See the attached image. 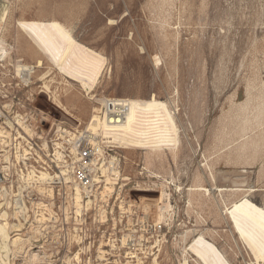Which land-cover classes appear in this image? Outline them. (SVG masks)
<instances>
[{"label":"rangeland","instance_id":"1","mask_svg":"<svg viewBox=\"0 0 264 264\" xmlns=\"http://www.w3.org/2000/svg\"><path fill=\"white\" fill-rule=\"evenodd\" d=\"M4 11L8 16L1 45L8 56L0 58V125L10 137L8 144L0 145L9 150L12 164L2 163L5 152H0V171L6 177L0 182V204L10 224L11 242L0 238V264H138L135 258L129 259L124 237L142 220L164 228L160 238L143 231L139 264H153L154 259L158 264H182L185 243L181 235L187 229L201 232L231 264H252L250 249L224 213L225 203L238 199L241 191L212 190L204 196L190 187L198 182L210 189L248 190L251 202L264 205V0H0V14ZM17 19H56L78 44L102 55L105 66L93 92L87 95L76 81L61 75L18 30ZM40 58L47 67L33 69L25 85L17 67L35 65ZM48 67L53 68L47 78L53 77L52 89L60 90L64 102L75 104L70 112L57 107L42 88L39 77ZM69 84L74 89L65 90ZM153 95L170 103L175 116L179 129L176 161L167 150L168 157L156 158L144 148L107 144L111 147L107 161L115 156L127 180H119V193L107 201L96 198L78 216L71 199L65 197L72 189H67L64 180L57 186L53 179L50 196L26 188L18 178V170H26L14 159L16 140H25L19 136L32 143L34 149L26 147L35 157L40 154L47 160L49 142H60L55 134L58 127L75 135L83 131L102 99L145 100ZM19 112L28 114L31 135L11 119ZM38 136L45 138L46 151ZM203 154L213 179L208 175L195 178L202 171ZM29 163L42 164L34 159ZM47 167L53 175L65 170L50 162ZM148 171L162 176L154 178ZM172 177L180 191L164 182ZM162 189L171 194L170 221L166 216L158 221ZM41 210L49 217L43 222L35 219V211ZM14 226L21 230L15 231ZM16 232L23 239L19 248L12 244ZM188 234L186 244L192 238ZM4 242L8 250L3 249ZM187 263L195 264L189 255Z\"/></svg>","mask_w":264,"mask_h":264},{"label":"bare ground","instance_id":"2","mask_svg":"<svg viewBox=\"0 0 264 264\" xmlns=\"http://www.w3.org/2000/svg\"><path fill=\"white\" fill-rule=\"evenodd\" d=\"M7 16L8 11H4L2 14H0L1 59H4L8 56V51L1 45V43L4 41L1 33L3 31ZM16 25L20 32L24 33L34 44L38 46V48H40V51L46 57H48V60L54 65L55 69L61 73V75L63 74L65 77L76 81V83H78V87L82 89L87 95L93 92L94 84L97 82L99 76L101 75L102 69L105 66V58H103L102 55L95 52V50H92L91 48L89 49L84 45L82 46L78 44L67 27L56 19H17ZM155 62H159V57H155ZM35 63V65L20 64L19 66L17 65L18 63H16L18 66L17 68H19V77L28 82L30 75L32 72H34L33 69H45L47 67L45 66L44 60L41 58L37 59ZM48 68V71L44 72L39 77V80L43 81L42 88H44L45 91L50 94L53 103L58 105L57 107H61L65 111L70 112V108L75 107V104H71L70 100L64 102L61 98L60 90L52 89V84L54 83L53 77L50 79L47 78L52 74L53 68ZM69 89H74V87L69 84L65 90ZM61 92L63 91L61 90ZM118 99H122V102H126L130 109L127 119L122 125L111 126L108 124L106 118L103 115H99L97 113L93 115L92 113L86 122V128L89 131H93L92 133L96 134L97 136H102L106 144H112L114 147H119L122 149H130L134 147L142 150L144 148L147 150L148 154H154L156 158L163 156L168 157L166 153L167 150L171 154L173 161H176V154L179 148V129L175 120V116L170 108V103L158 99L156 95H153L148 99L146 98L145 100L139 99L137 97ZM18 116L19 115L14 118V120L17 121V125H19L26 134L31 135L32 129L30 126H27L26 123H23ZM4 129L5 128L0 125V142L6 145L9 143L7 138L10 137V133ZM57 132L58 135L63 137L65 134L72 136V138L77 136L62 127H58ZM19 137H22L25 140H23L24 142L21 140H16L14 159H16L18 162L21 161V163H24L26 170L19 168L20 170H18V178L22 180L26 188L31 186L36 188L41 194L48 193L50 196H52V190L54 189L52 185L53 179L58 173L53 175L54 173L52 174V172L48 170V161L38 154V152V156L35 157V153H32L28 150L26 144L30 145V141L27 137L23 135ZM38 137L42 138V147L46 151L47 143L45 138L41 136ZM10 139V142L13 145L14 137L12 136ZM57 145L60 146V143H57ZM0 152H5L3 153L4 162L2 163H8L11 165L12 160L8 153L9 150L5 151L1 148ZM102 155L104 156L103 153ZM0 156H2V154H0ZM30 159H34V162L36 163L42 162V164L37 166L33 163H29ZM103 159L106 160V158ZM117 160L118 159L115 156H111L110 160L107 162L104 161L100 164L99 171L104 176V179L101 180L102 183L100 186H98L100 188L99 191L96 193L94 192V197H89L87 200H85L79 187L68 184L71 181L68 171H61V175L64 177L63 180L67 189H72V202L77 216L81 213L83 208L85 209V207L89 205V203H94L96 198L107 201V199L111 198L114 193L120 192V188L117 189L118 187L116 186L119 184V180H127V176H123ZM4 167H8V165H4ZM199 167H201L202 171L195 175L196 179H204L206 175L212 179L214 178L208 158L204 154L203 161ZM149 173L154 178H161L162 176L155 172ZM164 182L169 185H173L177 191L181 190V187L175 183L173 177L170 181L165 179ZM212 190L218 191L220 193L223 191H229L235 194L236 192L241 191L239 193L240 197L238 199L231 201L229 204L225 203L224 213L230 219V222L237 233L238 238L250 249L254 259L252 264H260L261 262H264V205L259 206L251 202L247 197V192H249L248 190L244 191L234 188L210 189L198 182L194 183L190 187L191 192L200 191L204 196L210 194ZM170 196L171 194L166 189H162L161 196L158 200V221L163 219L165 216L167 221L172 219L173 205L171 203ZM34 204H37L36 206L38 207L46 206L45 204H42V202H34ZM188 204L189 206H192L191 199L188 200ZM50 212L52 211L50 210ZM5 217L6 212L2 211L0 204V238L3 241L9 240V242H11L8 234L10 224ZM35 217V219L39 222L49 219V217L44 215L43 210L38 213L35 211ZM14 227H16L15 231L21 230L19 226ZM189 232L191 233L192 238L189 244H186ZM15 235H17V237L12 240V244L19 248L22 245L23 239L20 233L16 232ZM181 239L182 242L185 243L182 247V257L184 259L182 264H188V255L192 257V260L195 262V264H231L216 247V245L210 240L204 238L201 232H197L195 229H187L184 231V234L181 235ZM157 242L158 241L155 243ZM4 244L5 245L3 249L8 250V246L5 242ZM193 256L195 257L193 258ZM153 262V264H158L157 259H154ZM137 263H141V259L139 257H137Z\"/></svg>","mask_w":264,"mask_h":264},{"label":"built area","instance_id":"3","mask_svg":"<svg viewBox=\"0 0 264 264\" xmlns=\"http://www.w3.org/2000/svg\"><path fill=\"white\" fill-rule=\"evenodd\" d=\"M21 81L25 85H28V82L22 78ZM122 101V99L118 98H104L100 101L98 109H96L95 112L93 111V115L96 113L103 115L109 125L120 126L126 121L130 111L127 103ZM17 115H19L18 117L23 123L29 124L27 119L28 114H22L19 112L11 119L14 120L13 118ZM14 121L16 122V120ZM16 126L21 128L17 125V122ZM92 132L93 131H89L86 128L83 131L77 132V136L72 138L70 135H65L64 137L60 136L56 131V138L60 140V142L57 143H60V146H58L57 143L50 141L51 151L46 155L48 162L54 165L56 169L59 170L58 167H60L65 168V170L68 171L72 185L81 189L85 199L93 197L94 192L101 184V180L104 179L99 171V166L102 162L107 161V159L104 160L103 158H106V155H110L108 153V148H111L107 146L102 136H97ZM32 146V144L28 145L30 149H34ZM13 148L15 149V144ZM61 174L60 171V175H55L54 180L55 185L57 186L62 185L63 183L62 181L64 177ZM5 178L4 172L0 171V182ZM65 197L70 198L72 202V192H68V194L65 192ZM145 224H143V220L137 222L135 224L136 228L131 229V231L125 235V244L127 243V248L130 249L127 252L129 259L135 258L137 261V255L143 258V231L145 234H149L150 236L156 235L160 238V234L164 228L163 224L153 222ZM148 250L149 248L147 247L146 251Z\"/></svg>","mask_w":264,"mask_h":264}]
</instances>
